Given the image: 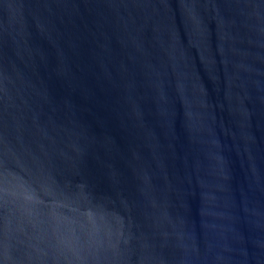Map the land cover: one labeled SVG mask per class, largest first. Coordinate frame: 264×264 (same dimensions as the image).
<instances>
[{
  "label": "water",
  "instance_id": "water-1",
  "mask_svg": "<svg viewBox=\"0 0 264 264\" xmlns=\"http://www.w3.org/2000/svg\"><path fill=\"white\" fill-rule=\"evenodd\" d=\"M0 264H264V0H0Z\"/></svg>",
  "mask_w": 264,
  "mask_h": 264
}]
</instances>
